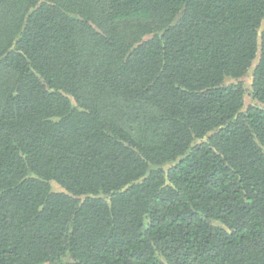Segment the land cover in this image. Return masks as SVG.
I'll return each instance as SVG.
<instances>
[{
  "label": "trees",
  "instance_id": "obj_1",
  "mask_svg": "<svg viewBox=\"0 0 264 264\" xmlns=\"http://www.w3.org/2000/svg\"><path fill=\"white\" fill-rule=\"evenodd\" d=\"M263 23L0 0V264H264Z\"/></svg>",
  "mask_w": 264,
  "mask_h": 264
},
{
  "label": "rangeland",
  "instance_id": "obj_2",
  "mask_svg": "<svg viewBox=\"0 0 264 264\" xmlns=\"http://www.w3.org/2000/svg\"><path fill=\"white\" fill-rule=\"evenodd\" d=\"M262 29H264V23H263ZM245 80L247 81L248 79H245Z\"/></svg>",
  "mask_w": 264,
  "mask_h": 264
}]
</instances>
